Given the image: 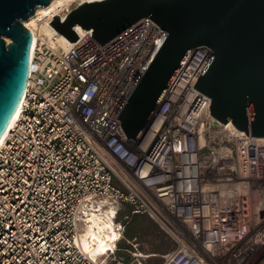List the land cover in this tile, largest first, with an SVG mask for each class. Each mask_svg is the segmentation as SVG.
Masks as SVG:
<instances>
[{
    "label": "built area",
    "instance_id": "obj_1",
    "mask_svg": "<svg viewBox=\"0 0 264 264\" xmlns=\"http://www.w3.org/2000/svg\"><path fill=\"white\" fill-rule=\"evenodd\" d=\"M74 27L73 41L31 27L29 85L0 144V264H131L139 212L176 242L163 264H264V136L218 119L194 86L215 49L191 48L129 138L118 116L169 31L150 15L105 43ZM99 214L113 227L96 253L81 238Z\"/></svg>",
    "mask_w": 264,
    "mask_h": 264
},
{
    "label": "water",
    "instance_id": "obj_2",
    "mask_svg": "<svg viewBox=\"0 0 264 264\" xmlns=\"http://www.w3.org/2000/svg\"><path fill=\"white\" fill-rule=\"evenodd\" d=\"M52 0H0V141L26 94L34 31L26 24ZM143 15L169 35L118 117L136 138L192 47L215 49L194 86L212 97L211 112L264 136V0H84L49 20L72 41L76 24L105 43Z\"/></svg>",
    "mask_w": 264,
    "mask_h": 264
},
{
    "label": "bare ground",
    "instance_id": "obj_3",
    "mask_svg": "<svg viewBox=\"0 0 264 264\" xmlns=\"http://www.w3.org/2000/svg\"><path fill=\"white\" fill-rule=\"evenodd\" d=\"M84 0H52L48 4H44L42 6H39L36 10V12L26 20V24L30 27H32L35 31L42 32L43 35L45 34L48 38H54L55 34L57 32V29L55 25H53L50 22V18L56 15L57 13H64L67 12L68 9H72V5L74 3H79ZM64 11V12H63ZM59 38L62 37V34L58 35ZM37 40L34 38V43L32 47V54L35 52ZM24 103V98L21 102V105L19 109L17 110L7 132L5 133L3 139L0 141V144L2 141H4V138L7 136L10 128L15 123L20 110L22 108V105ZM89 226L84 231L81 241L84 244V247L88 250H93L96 253L103 252L108 244H107V236H108V225L113 224L109 222L107 219L103 218L102 215L94 216L93 221L88 224ZM141 256H149L152 255V253H148L147 251H144L139 248L138 252ZM156 254V253H155ZM154 255V254H153Z\"/></svg>",
    "mask_w": 264,
    "mask_h": 264
},
{
    "label": "rangeland",
    "instance_id": "obj_4",
    "mask_svg": "<svg viewBox=\"0 0 264 264\" xmlns=\"http://www.w3.org/2000/svg\"><path fill=\"white\" fill-rule=\"evenodd\" d=\"M77 3L72 5L75 6ZM127 235L129 238L134 239L133 242H126V247L129 250H125L124 253L130 259L131 264H163V255H151L141 256L138 253L139 248L147 251L148 253L154 251H170L176 246V242L169 236L164 234L166 231L161 225H128ZM139 242L137 245L135 243Z\"/></svg>",
    "mask_w": 264,
    "mask_h": 264
},
{
    "label": "crops",
    "instance_id": "obj_5",
    "mask_svg": "<svg viewBox=\"0 0 264 264\" xmlns=\"http://www.w3.org/2000/svg\"><path fill=\"white\" fill-rule=\"evenodd\" d=\"M128 225H160V224L154 217H152L148 213L139 212V213L134 214L133 219L130 221V223ZM164 235L166 237H169V235L167 233H165ZM165 252L166 251H163V252L162 251H154V252H150V253H152V255L153 254L154 255H159V254L162 255ZM149 256H151V255H149Z\"/></svg>",
    "mask_w": 264,
    "mask_h": 264
},
{
    "label": "trees",
    "instance_id": "obj_6",
    "mask_svg": "<svg viewBox=\"0 0 264 264\" xmlns=\"http://www.w3.org/2000/svg\"><path fill=\"white\" fill-rule=\"evenodd\" d=\"M129 259V258H128Z\"/></svg>",
    "mask_w": 264,
    "mask_h": 264
}]
</instances>
